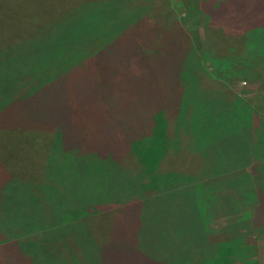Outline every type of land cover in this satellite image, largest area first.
Instances as JSON below:
<instances>
[{
  "label": "trees",
  "instance_id": "1",
  "mask_svg": "<svg viewBox=\"0 0 264 264\" xmlns=\"http://www.w3.org/2000/svg\"><path fill=\"white\" fill-rule=\"evenodd\" d=\"M88 1L81 2L61 22L48 24L46 29L58 26L60 29L52 41V48L43 46V26L35 38L17 42L0 51V94L11 87L7 94L13 91L14 95L8 96L15 98L1 109L3 111L0 110V131L9 128L24 132L42 131L43 123L51 121L46 126L53 127L46 129L55 139L51 143L52 152L47 166L57 167L54 171L48 170L42 190V184L20 185L12 178L13 175L4 172L0 164V264H20L11 252L14 242L1 244L8 243L17 235H28L32 228L23 232L12 222L21 208L16 194H12L16 185L21 188L24 202L32 210L27 215L28 219L33 218L42 206L47 185L57 192L58 189L63 191V198L55 208L59 207L63 213H76V220L64 225L77 226V223L85 227L79 232L82 231L89 240H74L76 232L73 230L60 236L63 242L54 252L55 260L58 259L60 264L76 261L71 249V246L76 247V241L87 247V251L94 252L111 240L113 235L110 239H103L93 227L89 229L88 224H91L87 219H79L81 210L89 209L91 214L106 209L97 208L99 195L92 193L94 183L91 180L96 165L98 173H103L106 158L112 169L113 181L109 198L115 204H136L144 214L140 226L138 222L130 223L129 219L126 222L130 234L124 237V246H128L124 264H236L234 255L240 242L213 240L222 234V226L237 221H249L254 225L257 219L259 225L254 227L263 229L264 233V122L247 102L230 95L227 89L232 80L245 70L236 69L232 61L222 62L213 58L211 72H208L178 24L165 29L148 21L146 7L154 0H141L146 7L133 6L137 0ZM218 1L199 0L204 6L211 4L212 8ZM243 29L249 38L244 62H251L257 53L260 61L264 62V24H252ZM107 58L114 64L123 59L128 65L140 63L139 67H131L133 71L124 67L127 70L124 72L126 81L120 89L128 91L134 102L138 95L142 98L141 107H135L142 129L139 134L131 133L132 139L142 134L141 139L134 140L130 147L131 154L140 165L139 171L134 173L140 179L134 183L124 182L123 175L116 172L115 151L102 155L91 148L86 135L79 137L74 131L71 118L81 120L80 115L66 110L54 115L41 112L42 96L46 91L48 97L47 89L53 87L50 84L54 80L73 77L78 72L84 78L88 72L90 76L94 71L98 74V68L95 70L94 66ZM82 61H86L88 66L79 70L76 64ZM10 64L15 66L13 74L4 68ZM2 75L10 82L2 81ZM110 75L113 80L120 76L115 66L111 67ZM202 78L217 83L219 87L203 86ZM92 85L96 87L95 80ZM18 89L25 90V93ZM167 117L174 124L171 136L167 131ZM8 120L19 121V124H8ZM120 126L114 122L111 135L114 142L124 144L122 131L117 129ZM182 140L192 156L200 157L202 173L194 179H181L175 176L177 173L163 174L159 171L162 157L167 151L173 155L179 153ZM230 145L234 152L228 151L221 156L219 147L230 150ZM141 148L151 153L147 157L142 156ZM55 152L59 154L60 163L52 160ZM99 176L102 177L101 174ZM50 180L54 184L49 185ZM122 183L124 192L120 190ZM175 188L182 196L171 195L176 194L172 193ZM183 189H190L197 202L188 206L183 200L179 209L172 203L185 195L184 191L181 192ZM170 197L173 198L167 199ZM115 204L114 207H120ZM136 213L137 209H134L130 215ZM24 217L25 214L21 218ZM164 221L172 225L168 232L160 231ZM39 226L33 229L36 235H39ZM152 230L155 231L153 234ZM16 239L19 238L12 241ZM249 243L254 245L252 240L246 245ZM101 263L109 264V257L101 259Z\"/></svg>",
  "mask_w": 264,
  "mask_h": 264
},
{
  "label": "rangeland",
  "instance_id": "2",
  "mask_svg": "<svg viewBox=\"0 0 264 264\" xmlns=\"http://www.w3.org/2000/svg\"><path fill=\"white\" fill-rule=\"evenodd\" d=\"M83 1L88 0H0V51L17 42L21 43L35 38L43 26H45V29L41 33L42 35L40 34L43 46L52 48V41L57 38L60 29L59 26L50 27V29H46V27L48 24L61 22ZM91 1L110 2L115 0H90L88 2ZM133 6L146 7V4L141 0H137ZM146 9L148 21L160 28L168 29L178 24V28L182 30L186 39L191 43L192 48L208 72H211V60L213 58H217L222 62L232 61L236 69H244L245 72L235 77L227 89L230 95L238 96L247 102L256 111L258 118L264 122V62L260 61L258 53L255 54L251 62H244L245 54L249 49V38L243 33L246 32V29L243 28L248 25L264 24V0H220L213 8L209 3L204 6L199 0H154L152 5L147 6ZM72 21L74 22L75 19L73 18ZM112 61L110 58L98 61L94 67L95 70L98 68L99 75L94 74V71L90 76L88 72L87 77L84 78L78 72L73 77L66 76L54 80L50 84L53 87L49 88L50 90L47 89L48 97L46 91L42 96L43 110L41 112H44V115L49 113L54 115L66 110L80 115L81 120L71 118L74 131L79 137L86 135V140L88 138L87 142L91 148L102 155L103 153L115 151L116 156H113V159L118 163L116 172L123 175L124 182L134 183L133 181L140 179L137 174H134L139 171L140 165L137 164V160L131 154L130 147L134 140L142 137V134H140L132 139V135L139 134L142 129V126L138 123L137 115L139 113L136 112L135 108L141 107L142 98L138 95L134 102L128 91H120V89L124 87L126 81L124 72H127V70L124 67H128L129 71H133L131 67H139L140 63L128 65L124 62V59L117 64L112 63ZM76 66L80 70L88 66V63L82 61ZM112 66H115L120 74L116 80H113L110 75ZM4 68H8L10 73L13 74L15 66L10 64L5 65ZM135 69L137 70V68ZM136 72L138 73V71ZM202 79V85L205 87H219L217 83H211V80L207 78ZM1 80L10 82L3 75ZM93 80L97 83L95 88L92 85ZM10 89L11 87L4 89L3 94H0V105L6 103L4 108H0V110L5 109L11 100L15 99L9 97L14 95L13 91H9L7 94ZM17 91L25 93V90L18 89ZM64 105L68 108L66 109ZM166 119L168 135L171 136L174 124L169 117ZM12 122L19 124V121L8 120V124H12ZM49 122L51 121L43 123L42 131L24 132L18 128L0 131V164L4 172L13 175L12 178L16 179L20 185L42 184L43 190V180L48 170L54 171L57 169L55 165L47 166V159L50 158L52 152L51 143L55 139V136L48 130L53 126H46ZM114 122L121 125L117 129L122 131L124 144L116 143L112 139L111 128ZM56 147L59 146L56 144ZM228 148L230 150L219 147L221 156H225L228 151L234 152L232 145ZM150 153V151L143 148L140 149L142 156L147 157ZM193 157L186 150L185 141L182 140L179 153L173 155L170 151H167L162 157L159 171L163 174L167 172L177 173L175 176L181 179H194L193 177H198L202 173V169H200V157ZM52 160L54 163H60L58 152L53 154ZM104 164L105 170L103 173H98V165L94 167L95 172H93L94 176L91 180L94 183L92 193L99 195L96 200L97 208L106 209H100L91 214H89L91 210L87 209L85 212L81 210L82 213H79V219H87L91 224H88L89 229L92 230L91 227H93L95 232L99 233L103 239L104 237L110 239L113 235L111 240L104 246L95 249L94 252L87 251V247L79 242L81 239L89 240V237L83 236L82 231L79 232L85 227H81L77 223V226L64 225L76 220V213H63L59 207L55 208L63 198L62 189H58L57 192L54 187L48 188L47 185H45L47 194L45 200H43L42 206L39 207V211L34 215L32 214L33 218L31 216L30 219L27 218V215L32 210L28 207V203L24 202V193L17 185L12 189V194H16L15 198L21 205L20 210L16 213L21 217L25 214L24 218L16 215L12 222L14 221L17 229L23 232L29 227L32 228L28 235H17L12 239H19L15 241L9 239L8 243H2L1 245L14 242L11 252L15 258L19 259L20 264H60L58 259L55 260L54 255V252L63 242L60 236L65 235L69 230H73L77 234H75L74 240L77 238L79 240L74 242L77 248L71 246L76 259L73 264H102L101 259H106L107 256L109 257V264H124V259L128 256V246H124V237L130 234V231L126 228V222L129 219L130 223L138 222L140 226L144 214L142 208L139 207L138 209L135 206L136 204H115L113 199L109 198L113 190L112 169L107 158L104 160ZM52 184L54 183L50 180L49 185ZM170 184L174 185V183H168V185ZM190 189L181 190V192H185V195L172 205H182L183 200L188 206L192 202L196 203V195ZM120 190L124 192V183H122ZM172 193H176L171 194L174 195L173 197L181 195L178 194L177 188L173 189ZM119 195L122 199L121 192ZM173 197L167 199L170 200ZM113 204L121 208L114 207ZM178 208L180 209L181 206ZM134 209H137V213L130 215V212ZM156 211L160 212L157 207ZM145 212L147 214V211ZM248 222L237 221L224 224L222 234L213 240L240 242V245H237V254L234 255L236 264H264L263 229L254 227V225H259L257 219L254 221V225ZM39 224V230L37 231L39 235H36L33 229ZM171 226L164 221L160 225V231L168 232ZM154 232L152 230V234ZM250 240L253 241L254 245L250 243L246 245V242ZM137 253L140 254V249Z\"/></svg>",
  "mask_w": 264,
  "mask_h": 264
}]
</instances>
